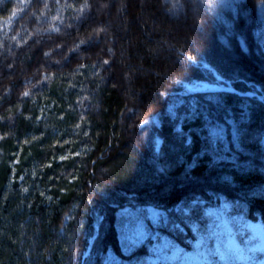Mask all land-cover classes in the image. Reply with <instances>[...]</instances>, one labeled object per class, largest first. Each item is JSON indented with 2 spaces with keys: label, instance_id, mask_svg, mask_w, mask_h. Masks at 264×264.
<instances>
[{
  "label": "trees",
  "instance_id": "obj_1",
  "mask_svg": "<svg viewBox=\"0 0 264 264\" xmlns=\"http://www.w3.org/2000/svg\"><path fill=\"white\" fill-rule=\"evenodd\" d=\"M84 3L0 0V264H180L208 209L264 224V104L177 86L264 95V0ZM129 208L148 235L122 247Z\"/></svg>",
  "mask_w": 264,
  "mask_h": 264
},
{
  "label": "rangeland",
  "instance_id": "obj_2",
  "mask_svg": "<svg viewBox=\"0 0 264 264\" xmlns=\"http://www.w3.org/2000/svg\"><path fill=\"white\" fill-rule=\"evenodd\" d=\"M255 36L264 52V28L257 30ZM204 67L209 69L207 65H204ZM194 81L198 80L179 81L177 82V86L186 93L204 92L203 90L186 89L184 87L186 83L189 82L191 84ZM245 93L252 94L256 99L260 97L264 100L263 95L258 94V92L247 91ZM207 213L217 218V221L215 224H210L207 230L195 240L193 251L180 253L179 249H176L169 257L172 259L179 258L180 264H264L263 223L259 220L253 221L241 215L227 214L220 209H208ZM98 220L97 217L95 224ZM122 220L121 216V225ZM140 232L142 238L139 242L146 239L148 235L143 226ZM243 234H246L245 238L242 237ZM125 244L128 243L125 242ZM256 253H261L262 256L255 259L250 255ZM159 259L158 255H151L149 263L162 264Z\"/></svg>",
  "mask_w": 264,
  "mask_h": 264
},
{
  "label": "snow or ice",
  "instance_id": "obj_3",
  "mask_svg": "<svg viewBox=\"0 0 264 264\" xmlns=\"http://www.w3.org/2000/svg\"><path fill=\"white\" fill-rule=\"evenodd\" d=\"M191 59V57L189 58ZM202 86L200 85H194L193 90H201ZM206 93H212L214 91H217L216 89H202ZM230 89L221 88L219 91H225ZM191 114L194 116L196 115V108L193 105L191 108ZM207 119V117H206ZM226 123H231L232 126V143L236 144L237 148H239L238 145V132L236 130V126L234 122L226 121ZM208 127H207V133H208V140L211 145H216L217 143H222L223 149L222 151L227 153L229 151L228 148V142L225 139L227 129L224 125L220 123H216L214 121L208 120L207 121ZM220 159H227L226 156L220 157ZM232 163L236 164V157H232ZM238 166V165H237ZM123 220H122V227H121V246H124V243L127 242L129 244H135L139 242V240L142 238V234L140 232V229L142 227V224L140 222V214L138 210H133L131 208L126 209L122 214ZM199 246V245H198Z\"/></svg>",
  "mask_w": 264,
  "mask_h": 264
},
{
  "label": "clouds",
  "instance_id": "obj_4",
  "mask_svg": "<svg viewBox=\"0 0 264 264\" xmlns=\"http://www.w3.org/2000/svg\"><path fill=\"white\" fill-rule=\"evenodd\" d=\"M28 2V0H26V3ZM45 7H47V4H45ZM87 8V0H85V3L79 8V9H74V11L77 12V14L79 15L80 13H82L85 9ZM41 15H43V13H41ZM37 19H39V17H37ZM59 19V18H58ZM5 23H7V21H5ZM53 23H55V21H53ZM52 31H59V29L53 28L51 29ZM39 31V30H38ZM8 33V29L6 27H0V49L3 48V36L7 35ZM18 35H20L18 33ZM10 39V38H9ZM27 39V38H26ZM50 55V52H45V56Z\"/></svg>",
  "mask_w": 264,
  "mask_h": 264
},
{
  "label": "bare ground",
  "instance_id": "obj_5",
  "mask_svg": "<svg viewBox=\"0 0 264 264\" xmlns=\"http://www.w3.org/2000/svg\"><path fill=\"white\" fill-rule=\"evenodd\" d=\"M194 85H200V86H202V84H194V83H186L185 85H184V87L186 88V89H193V87H194ZM207 86V83H205V85H203L202 86V89L204 88V87H206ZM201 89V90H202Z\"/></svg>",
  "mask_w": 264,
  "mask_h": 264
},
{
  "label": "water",
  "instance_id": "obj_6",
  "mask_svg": "<svg viewBox=\"0 0 264 264\" xmlns=\"http://www.w3.org/2000/svg\"><path fill=\"white\" fill-rule=\"evenodd\" d=\"M210 87L211 88H215L216 86L211 85ZM206 88H209V86L207 85Z\"/></svg>",
  "mask_w": 264,
  "mask_h": 264
}]
</instances>
